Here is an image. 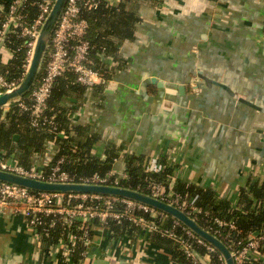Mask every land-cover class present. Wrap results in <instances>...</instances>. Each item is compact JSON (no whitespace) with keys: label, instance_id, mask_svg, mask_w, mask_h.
I'll return each instance as SVG.
<instances>
[{"label":"crops","instance_id":"crops-1","mask_svg":"<svg viewBox=\"0 0 264 264\" xmlns=\"http://www.w3.org/2000/svg\"><path fill=\"white\" fill-rule=\"evenodd\" d=\"M124 9L138 19L100 58L112 77L64 101L84 129L69 135L93 138L94 155L115 151L116 171L129 154L166 156L174 181L238 203L249 176L264 175V0H135ZM57 151L48 142L34 163ZM139 229L97 228L87 264H181L169 243ZM40 248L24 215L0 212V264H53Z\"/></svg>","mask_w":264,"mask_h":264},{"label":"built area","instance_id":"built-area-1","mask_svg":"<svg viewBox=\"0 0 264 264\" xmlns=\"http://www.w3.org/2000/svg\"><path fill=\"white\" fill-rule=\"evenodd\" d=\"M28 1L6 0L5 4L0 3V93L15 89L25 77L40 29L56 0H35L33 4L37 6L38 13L33 20L29 19L26 10ZM113 1L67 0L53 31L43 66L31 91L25 96L8 102L1 109L9 110L12 104H16L20 110L30 114L31 127L58 129L61 124L56 120V113L49 114L48 100L55 80L59 76L66 72L73 73L76 81L87 88L106 85L110 79L105 77V72H113L112 66L106 63L107 70L104 72L95 68L92 53L96 51L100 58L105 59L108 50L106 45H97L89 40V21L83 14V7L96 8L102 2L112 4ZM11 34L23 38L24 45L27 47L20 77H9L8 71L1 69L2 64L8 61L5 58L6 54L11 55L9 47ZM54 155V152L45 153L44 163L33 162L28 168L23 166L14 154L5 156L0 152V169L54 182L117 186H121L122 180L129 177L127 170L120 172L114 169L104 174L97 172L89 176L76 177L61 168L62 159L51 165ZM49 165L50 174L46 178L44 169ZM146 168L154 173L161 171L163 166L157 162L156 158L147 161ZM253 176L264 178L263 174ZM148 186L150 195L181 208L189 215L192 212H201V209L193 207L187 198L172 192L171 186L168 191L160 183L154 181H150ZM136 209L149 213L153 220L135 215ZM5 211L26 217L28 226L39 238L41 258L44 254L45 236L59 227L57 242L50 245L46 251L47 258L53 264H87L90 259L89 247L95 230L99 228L95 222L106 224L109 219L118 223L128 219L141 231H160L162 235L178 243L190 264H203V262L211 264V255L217 252L211 244L175 218L151 206L122 197L91 193L35 191L0 181V212ZM48 217L49 220H47ZM167 217L171 219V227L163 229L160 225ZM176 228L181 232H176ZM225 228L228 229V235H226L230 240L228 246L233 252L236 264H246L251 259L264 264V227L258 232L251 233L244 240L230 238V230L237 229L234 220L215 219L214 224L206 229L219 237L218 235H222L221 231ZM80 244L82 250L78 249ZM198 246H204L205 252L200 253L197 250ZM76 255H79L78 261L74 260ZM218 257L221 264H225L220 253Z\"/></svg>","mask_w":264,"mask_h":264},{"label":"trees","instance_id":"trees-1","mask_svg":"<svg viewBox=\"0 0 264 264\" xmlns=\"http://www.w3.org/2000/svg\"><path fill=\"white\" fill-rule=\"evenodd\" d=\"M35 0H29L26 3V10L30 20H33L37 13V6L33 4ZM135 0H120L119 5L102 2L96 8L83 7V14L89 21L88 38L97 45H106L108 52L116 49L117 43L110 37L126 38L132 34V24L138 19L135 11L125 10L126 3ZM0 3H6V0H0ZM9 47L11 49V58L2 64V71H8L9 77H20L24 56L27 47L24 45V39L11 34ZM107 52V53H108ZM93 66L102 70H107L105 62L99 57L98 52L92 53ZM113 72H105V77L110 79ZM85 87L76 81L73 73L66 72L59 76L53 85L51 96L48 100L49 114L56 113V120L60 122L58 129L48 127L33 128L30 125V114L20 110L16 104L3 116V110L0 108V152L5 156L14 154L19 162L25 167H31L34 162V156L42 154L47 149L48 142H54L58 151L54 152L51 165L57 160L62 159L61 168L68 171L76 177L89 176L94 173L104 174L112 169L114 160L118 154L107 152L106 156L92 154L94 139L82 143L75 136H70L71 130L82 132L81 126H72V117L74 112L67 110L64 101L71 98V95L81 94ZM61 132H64L61 134ZM18 134L19 138L14 136ZM146 155L129 154L126 155L125 167L129 174L127 179L122 180L121 184L126 187L138 189L150 193L148 186L150 181L160 183L168 191L171 186L172 192L180 194L187 198L193 207L201 209V212H192L193 216L202 226L208 228L214 224L215 219L234 220L237 229L230 230V238L234 240H244L251 233L258 232L264 227V178L249 176L244 187L240 189L238 203H231L229 200L218 201V194L212 186H200L184 182L182 180L174 181L176 165L170 164L166 156H158V163L163 169L158 172L148 171ZM252 167V166H251ZM50 174V165L45 167L44 176L48 178ZM121 208V207H119ZM135 215L143 216L148 220H153L149 213L136 209ZM49 220V217L47 218ZM170 217L161 222V228L171 227ZM97 227H108L116 234L131 235L137 226L128 219L121 223L109 219L106 224L95 222ZM60 229L55 228L44 238L43 260L47 259L46 251L49 246L56 243L59 237ZM162 240L169 243L173 257L181 264H190L179 245L174 240L164 236L160 231H153ZM180 233V229L176 228ZM222 235L219 238L230 245L227 238L228 229H222ZM118 237V236H117ZM82 250V245L78 246ZM200 253L205 252L204 246H198ZM90 251V247H89ZM79 252V251H78ZM78 254V253H77ZM219 253L214 252L211 255V264H221L218 257ZM79 255L74 260L78 261ZM246 264H260L259 261L251 259Z\"/></svg>","mask_w":264,"mask_h":264},{"label":"water","instance_id":"water-1","mask_svg":"<svg viewBox=\"0 0 264 264\" xmlns=\"http://www.w3.org/2000/svg\"><path fill=\"white\" fill-rule=\"evenodd\" d=\"M66 2L67 0L55 1L50 13L48 14L45 22L40 29L34 46L31 62L29 64L25 77L15 89L0 93V108L10 101L25 96L31 91L43 66L53 31L59 21ZM7 111V109L3 110V116H5ZM14 138L18 139L19 135L16 134ZM0 181L23 186L35 191L109 195L126 198L132 201L139 202L141 204L151 206L175 218L186 227L191 229L202 239H204L206 242L211 244L216 249V251L222 255L225 264H236L233 252L231 251L229 246L219 237L202 226L194 217L189 215L181 208L165 202L159 198H156L147 192L122 185L117 186L110 184L54 182L39 178H33L2 169H0ZM203 264L205 263L203 262Z\"/></svg>","mask_w":264,"mask_h":264},{"label":"rangeland","instance_id":"rangeland-1","mask_svg":"<svg viewBox=\"0 0 264 264\" xmlns=\"http://www.w3.org/2000/svg\"><path fill=\"white\" fill-rule=\"evenodd\" d=\"M121 172V171H120Z\"/></svg>","mask_w":264,"mask_h":264}]
</instances>
